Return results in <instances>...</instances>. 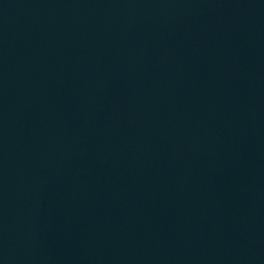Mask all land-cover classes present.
I'll return each instance as SVG.
<instances>
[{"label": "water", "instance_id": "95a60500", "mask_svg": "<svg viewBox=\"0 0 264 264\" xmlns=\"http://www.w3.org/2000/svg\"><path fill=\"white\" fill-rule=\"evenodd\" d=\"M0 264H264V0H0Z\"/></svg>", "mask_w": 264, "mask_h": 264}]
</instances>
